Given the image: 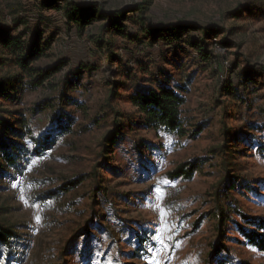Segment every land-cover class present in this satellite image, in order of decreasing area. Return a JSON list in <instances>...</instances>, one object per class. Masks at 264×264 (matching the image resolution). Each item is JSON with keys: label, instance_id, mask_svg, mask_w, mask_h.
Instances as JSON below:
<instances>
[{"label": "rangeland", "instance_id": "1", "mask_svg": "<svg viewBox=\"0 0 264 264\" xmlns=\"http://www.w3.org/2000/svg\"><path fill=\"white\" fill-rule=\"evenodd\" d=\"M75 1L117 10L142 0ZM18 2L25 20L20 32L49 40L41 65L60 63L61 70L50 85L24 83L0 99L28 120L30 132L21 170L5 165L0 174V222L17 234L16 253L2 254L0 264L25 258L35 264H207L219 206L230 209L228 249L214 264L264 263V251L239 227L249 222L242 214L264 220V0H150L152 23L215 24L223 28L219 38H231L228 50L215 45L211 31L205 42L216 55L205 60L193 45L200 32H164L152 41L144 29L148 20L129 18L124 31L105 32L112 61L95 38L103 21L81 36L66 21L68 0ZM7 10L0 0V12ZM18 72L9 63L0 67V75ZM142 72L160 74L186 98L188 135L148 127L131 102V85L110 98L112 84ZM195 128L201 131L191 137ZM45 136L53 145L36 154L33 138ZM182 162L197 166L193 178L169 177ZM68 179L79 182L46 195ZM218 190L228 198L217 197Z\"/></svg>", "mask_w": 264, "mask_h": 264}, {"label": "trees", "instance_id": "2", "mask_svg": "<svg viewBox=\"0 0 264 264\" xmlns=\"http://www.w3.org/2000/svg\"><path fill=\"white\" fill-rule=\"evenodd\" d=\"M7 12H0V67L12 64L19 71L15 75H0V99L2 97L9 98L13 93L19 91V86L27 83L28 86L36 88L44 86L46 83L50 85V81L56 77L57 73L61 70L60 63L54 65H41L43 58L47 57L51 50V42L49 40H40L41 35L34 36V38H28L24 33L20 32V26L24 23V17L20 16L21 8L18 0H6ZM47 6H52L56 3V0H46ZM65 8L66 21L71 27H75L77 33L83 36L90 26H94L95 23L101 22L100 30L102 34L96 36L98 46H107V55L109 60L115 59L116 54L112 49V41L107 40L105 32L108 30L124 31L127 26L125 22L129 18H138L141 22H146L147 28L145 33L149 34L152 38L158 35H163L164 32L168 36H181L185 31H198L200 32V38L194 42L196 49L199 51V55L202 59L212 60L214 58L215 51L209 50L207 42H205V36L216 31L215 45L220 48H226L231 44V38L228 34H224L223 38H219L220 26L215 24L200 25L196 21L180 19L177 22H167L154 24L147 16V11L151 7L150 0H142L140 2L128 5L124 8L117 10H105L103 7L98 6L96 3L77 2L75 0H68ZM20 8V9H19ZM5 10V8H3ZM6 15H9L11 20H6ZM132 15V16H131ZM215 25V26H214ZM223 29V28H221ZM14 31H18L15 33ZM92 37V35H91ZM110 39V38H109ZM222 39V40H221ZM112 61V60H111ZM224 67V62L222 64ZM90 68L92 70L93 68ZM85 69V71L89 69ZM233 69L234 66H233ZM235 72L232 70L231 73ZM152 73L137 74L129 76L130 79L126 81L117 80L110 87V98H114L119 95V87L130 86L131 88V102L137 109L141 119L148 127L155 131L164 130L169 134L185 136L189 134V130L186 125V120L183 116V106L186 102V98L181 95L175 86L170 85L169 82L163 81L159 78L160 74L152 78ZM240 82L246 84L248 78L245 74L239 76ZM28 79V82H25ZM77 80L74 84H77ZM73 84V81H72ZM74 87V85H73ZM222 90H227L225 85ZM16 97V96H15ZM111 101V99H109ZM0 102V174L6 172L5 165L8 167H14L16 170H21L22 160L28 154L29 150L25 142L26 137L30 135L29 127L27 125L28 120L24 117H18L19 111L9 110L3 106ZM201 128H195L191 133V137H195L201 130ZM226 142H229L230 133L225 132ZM110 137L108 135L107 139ZM113 139H111L112 141ZM34 147L33 151L36 154H42L46 150L52 147L51 136H45L43 138H33ZM196 165L191 162H182L177 165L173 170L168 172L169 177L172 179L186 178L192 179L196 171ZM78 179L65 180L60 186L59 190H50L46 192L48 197L58 195L60 192L71 190L77 186ZM223 195L227 196V192L224 190H218L217 197ZM218 238L215 240L212 246V250L208 255L207 264H214L218 255L227 250L226 244L223 242V238L226 236L225 227H227L229 220L230 209L226 207L218 208L216 211ZM243 218L249 221V226L257 225V229L253 230L246 225H239L241 231L245 234L249 242L254 244L257 248L264 251V220L260 218H251L244 214ZM17 238L16 232L12 226L5 225L0 222V259L2 254H14L16 250L14 248V239ZM3 247L5 250H3ZM9 258L7 259V262ZM20 261V260H19ZM222 261V260H221ZM226 262L222 261L221 264ZM249 264V263H240ZM264 264V263H262Z\"/></svg>", "mask_w": 264, "mask_h": 264}, {"label": "built area", "instance_id": "3", "mask_svg": "<svg viewBox=\"0 0 264 264\" xmlns=\"http://www.w3.org/2000/svg\"><path fill=\"white\" fill-rule=\"evenodd\" d=\"M173 195H175V192H173ZM13 264H35L33 260L29 259V258H25L23 260L20 261H16Z\"/></svg>", "mask_w": 264, "mask_h": 264}, {"label": "snow or ice", "instance_id": "4", "mask_svg": "<svg viewBox=\"0 0 264 264\" xmlns=\"http://www.w3.org/2000/svg\"><path fill=\"white\" fill-rule=\"evenodd\" d=\"M37 219H39V217H37ZM157 238H159V237H157Z\"/></svg>", "mask_w": 264, "mask_h": 264}]
</instances>
